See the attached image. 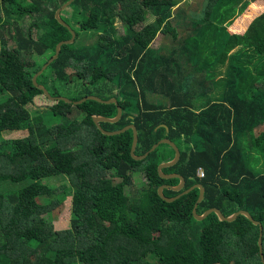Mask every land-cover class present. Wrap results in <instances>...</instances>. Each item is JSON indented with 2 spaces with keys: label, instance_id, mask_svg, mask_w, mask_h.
<instances>
[{
  "label": "trees",
  "instance_id": "trees-1",
  "mask_svg": "<svg viewBox=\"0 0 264 264\" xmlns=\"http://www.w3.org/2000/svg\"><path fill=\"white\" fill-rule=\"evenodd\" d=\"M69 1L0 0V264H264V12L244 34L230 31L259 0H76L62 14L76 42L37 79L71 100L53 102L33 78L72 39L56 17ZM87 96L117 99L121 118L101 125L135 124L137 155L162 138L177 145L162 171L181 174L183 189L202 184L198 214L243 209L258 220L263 260L259 226L244 215L195 219L197 187L162 199L157 188L179 182L157 171L173 148L135 159L132 129L107 135L93 120L118 106L74 104ZM39 97L48 106L33 108ZM37 108L61 121L48 126ZM16 130L28 133L4 136ZM134 171L144 183L135 195ZM69 197V226L57 229Z\"/></svg>",
  "mask_w": 264,
  "mask_h": 264
},
{
  "label": "water",
  "instance_id": "water-1",
  "mask_svg": "<svg viewBox=\"0 0 264 264\" xmlns=\"http://www.w3.org/2000/svg\"><path fill=\"white\" fill-rule=\"evenodd\" d=\"M75 1L76 0H70L68 3H66L64 6H62V8H60L57 11V14H56V17H57L58 21L62 25L68 27L69 30L72 32V39L61 42L58 45V47H57V52H55V55L49 60L48 63H46L41 68V70H39L36 73V75L33 78L34 85L38 89L42 90L43 93L45 94V96L47 98H49L51 101H53V102H57V101L63 100L65 102L69 103V102H71V100L68 99V98H66V97H53L49 93V91L46 89L45 86L38 84L37 79L50 66V64L53 63L58 58L59 55H61L62 49H63L64 45H66V44H74L76 42L77 32L62 17L63 12L66 11ZM89 100L97 101V102L102 103V104H115V105L118 106V101L115 98H112V99H109V100H104V99L99 98L97 96H87V97H84L83 99H81L79 101H75L74 104L75 105H80V104H82V103H84L86 101H89ZM122 113H123L122 108L120 106H118L117 116H115V117L93 116V120L96 123V125L98 126V128L104 134H107V135L120 134V133H122V132H124V131H126L128 129H132L133 130V142H132V147H131V155L135 159L141 160V159L146 158L148 156V154L151 151H153L161 143H166V144L170 145L173 148V150H174V156H173V158L171 160L164 161V162H161L160 164H158L157 171H158V174L160 175V177H162V178H173V177H176V178L179 179V182L175 186H169L167 184L160 185L157 188L158 195L162 199H164V200H166L168 202H171V201L179 198L181 195L186 194L187 192H189L193 188L197 187L199 189V194H198V198H197V200L194 203L193 208H192V214H193V217L195 219L202 220L208 214H210L211 212H214L217 215V217H218L219 220L231 222L234 219H236L238 215H244L253 224H256V225L259 226L258 246H259V252H260L261 259L263 260L262 239H261L262 238V225H261V223L258 220H255L248 211L241 209V210H237V211L231 213L230 215H227L226 216V215H224L220 211V209H218L216 207H210V208H207L206 210H204L201 214H198L197 211H196V207H197L198 203L203 199V195H204V187L202 186V184L198 183V184H195V185L190 186L189 188L183 189V187H184V177L181 174H178V173L166 174V173H164L162 171V169L164 167L173 165L179 159L180 151H179L177 145L173 141H171L168 138H162V139L158 140L146 153L141 154V155H137L136 154V148H137V144H138V129H137V126L135 124L132 123V124L126 125L125 127L121 128V129H116V130H106L105 128H103V126L101 125V122H103V121L117 122L121 118ZM162 125L167 129V126L165 124H162ZM164 188H171L172 190L179 191V192L175 196H173V197H166L163 194V189Z\"/></svg>",
  "mask_w": 264,
  "mask_h": 264
},
{
  "label": "rangeland",
  "instance_id": "rangeland-1",
  "mask_svg": "<svg viewBox=\"0 0 264 264\" xmlns=\"http://www.w3.org/2000/svg\"><path fill=\"white\" fill-rule=\"evenodd\" d=\"M261 7L262 9L255 11V7ZM264 12V0H259L258 2L252 4L251 6L248 7V9L237 19V21L234 23L232 26L231 31L237 33V34H244L249 26V24L258 16H260ZM224 67H219L217 70L218 78H219V89L221 90V86L223 84V78H224ZM215 96V95H214ZM43 97H39L35 99V104L33 105V108L35 107H46L48 106L49 102L46 101ZM217 98V97H215ZM1 101V99H0ZM31 108V110L34 112L35 109ZM37 115H41L44 118L45 123L48 126L55 125L61 121L60 116H54L47 108H42L39 109ZM77 115V112L75 113ZM259 131V129H258ZM28 131L27 130H16V131H7L4 133V136L6 138H18V137H23L27 135ZM256 153V151H254ZM260 157V161L258 166H256L262 173H264V163L262 160V157ZM133 177L134 183L130 187L129 191L131 193L138 194L140 190L142 189L143 183V176L141 171H134L133 172ZM116 181H119V179H115ZM47 180H45L46 182ZM70 207H71V197H69L63 205H61L59 208L55 209L54 211V225L57 229H64L69 226L70 222Z\"/></svg>",
  "mask_w": 264,
  "mask_h": 264
},
{
  "label": "built area",
  "instance_id": "built-area-1",
  "mask_svg": "<svg viewBox=\"0 0 264 264\" xmlns=\"http://www.w3.org/2000/svg\"><path fill=\"white\" fill-rule=\"evenodd\" d=\"M198 175L200 176V177H202L203 175H204V173H203V170L202 169H198Z\"/></svg>",
  "mask_w": 264,
  "mask_h": 264
},
{
  "label": "crops",
  "instance_id": "crops-1",
  "mask_svg": "<svg viewBox=\"0 0 264 264\" xmlns=\"http://www.w3.org/2000/svg\"><path fill=\"white\" fill-rule=\"evenodd\" d=\"M230 29H232V27H231ZM230 31H231V30H230ZM231 32H233V31H231ZM233 33H235V32H233Z\"/></svg>",
  "mask_w": 264,
  "mask_h": 264
}]
</instances>
